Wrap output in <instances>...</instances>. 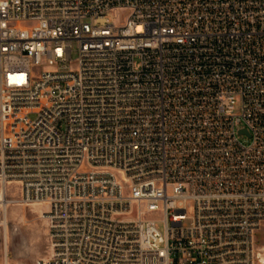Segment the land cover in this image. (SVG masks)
Here are the masks:
<instances>
[{"label": "built area", "instance_id": "2783aa9c", "mask_svg": "<svg viewBox=\"0 0 264 264\" xmlns=\"http://www.w3.org/2000/svg\"><path fill=\"white\" fill-rule=\"evenodd\" d=\"M0 184L32 264H264V0H0Z\"/></svg>", "mask_w": 264, "mask_h": 264}, {"label": "rangeland", "instance_id": "374dc122", "mask_svg": "<svg viewBox=\"0 0 264 264\" xmlns=\"http://www.w3.org/2000/svg\"><path fill=\"white\" fill-rule=\"evenodd\" d=\"M73 55L74 62L71 67L75 68L77 55ZM2 188L0 184V191ZM12 190L15 191L14 186H12ZM8 195L9 199L14 197ZM42 206L34 204L29 207H22L11 204L7 210L8 237L6 242L4 240L5 230L2 225L5 214L0 207V250L4 260V246L7 245L9 264H32L49 257L47 222L42 218L46 212V207L44 206V210ZM256 240L258 245L264 248V229L257 234Z\"/></svg>", "mask_w": 264, "mask_h": 264}, {"label": "bare ground", "instance_id": "6f19581e", "mask_svg": "<svg viewBox=\"0 0 264 264\" xmlns=\"http://www.w3.org/2000/svg\"><path fill=\"white\" fill-rule=\"evenodd\" d=\"M7 195H5V189L4 187L1 189L0 191V207L2 208V211L3 213L5 214V217H4V221L2 223L3 227H4V240L5 242L7 241V235H8V230H7V210L9 208V202L7 200ZM39 206H42V205H39ZM44 208V205L42 206ZM45 210V208H44ZM43 218V217H42ZM264 257V256H263Z\"/></svg>", "mask_w": 264, "mask_h": 264}, {"label": "crops", "instance_id": "0c3cea01", "mask_svg": "<svg viewBox=\"0 0 264 264\" xmlns=\"http://www.w3.org/2000/svg\"><path fill=\"white\" fill-rule=\"evenodd\" d=\"M7 237H8V235H7ZM0 264H9L8 263V247H7L6 244L4 246V260H3V257H2V252L0 250Z\"/></svg>", "mask_w": 264, "mask_h": 264}]
</instances>
